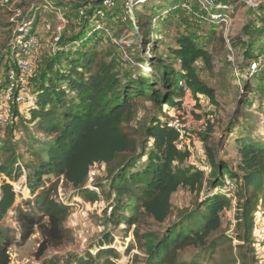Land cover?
Wrapping results in <instances>:
<instances>
[{"label":"trees","instance_id":"trees-1","mask_svg":"<svg viewBox=\"0 0 264 264\" xmlns=\"http://www.w3.org/2000/svg\"><path fill=\"white\" fill-rule=\"evenodd\" d=\"M43 1L33 9V15L43 12ZM103 1L77 0L70 4L84 24L82 32L62 35L56 50L43 56L40 68L29 82L30 106L25 121L44 135L43 140L33 139L30 155L34 161L28 164L24 174L26 188L35 199V212L28 215L14 207V189L2 180L0 224L8 212L13 211L24 230L23 240L35 227L38 229L42 237L40 253L51 244H57L62 238L57 219L49 213L52 193L60 180L73 189L82 188L90 168L98 164L105 165L110 173L108 189L113 198L109 220L116 228L137 222L134 217L126 216V212L163 225L171 215V196L179 188L194 190L205 184L207 193L216 192L193 211L181 214L174 223L142 234L139 242L146 256L144 264H186L179 260L184 249L206 247L210 236L221 228V213L230 204V194L223 192L225 177L236 185L233 195L240 193V237L249 243L255 229L252 214L264 200V139L259 142L236 139L238 162L235 167L223 161L213 162L206 179L200 170L183 166L189 154L177 149L179 135L167 127L166 120L173 117L169 116L170 111L175 112V117L179 116L185 90L193 97L201 95L214 100V90L200 80L196 66L198 62L209 65L210 56L194 33L185 31L174 39L173 46L162 41L152 42L151 54L137 58L140 70L133 73L124 68L125 60L120 53L112 56L113 51L97 46L106 33L95 31L93 26ZM218 1L226 6V0H214ZM113 2L112 8L103 9V25L107 15L117 10ZM53 6L52 1V9ZM134 9L135 6L127 13L122 3V10L128 16ZM88 24L91 31L86 37L84 30ZM108 41L118 50L117 44L109 38ZM139 53L144 51L139 48ZM257 64L259 70V61ZM9 66L11 64L7 68ZM140 100L149 102L160 116L146 121L137 138L124 127L132 119ZM164 112L168 117L163 116ZM20 113V106H12L7 125ZM7 163L13 164V159L10 157L8 162L0 164V175L16 182L18 176ZM38 213L47 216L48 222L38 221ZM9 246L6 232L0 229V264H9ZM102 247L92 259L100 256L109 259L114 255L110 249L102 251ZM252 259L257 264V257ZM102 264L115 263L104 260Z\"/></svg>","mask_w":264,"mask_h":264},{"label":"rangeland","instance_id":"rangeland-1","mask_svg":"<svg viewBox=\"0 0 264 264\" xmlns=\"http://www.w3.org/2000/svg\"><path fill=\"white\" fill-rule=\"evenodd\" d=\"M52 1L54 9L34 15V29L41 47L29 82L40 68L43 56L56 50L58 41L55 42L54 38L81 33L84 25L74 7H70L77 0ZM114 1L117 10L107 15L103 25L106 36L103 35V42L97 46L101 50L113 51L112 56L120 53V57L130 63L127 67L123 62L124 68L133 73L140 70L137 58L151 54L152 42L162 41L173 46L174 39L185 31L194 33L208 52L209 65L198 62L197 73L200 80L214 90L215 97L211 101L201 95L193 97L185 93L182 98L177 118L183 126L184 150L189 154L183 166L202 169L205 179L210 175L213 162L223 161L234 168L238 162L236 139L247 138L253 142L264 139V0H226V6L214 0H138L130 16L122 10L123 0ZM22 2L19 5L25 10L32 4L35 8L42 3L41 0ZM0 15L7 16L5 11ZM45 24L51 26V31L46 34L43 31ZM86 26L84 34L87 37L91 27L90 24ZM0 30V72H4L11 64L6 48L10 32L6 23H0ZM108 38L117 44L118 50L112 47ZM139 48L143 54L139 53ZM258 61L259 70L250 73L251 65ZM28 100L20 106L18 118L7 126L0 125V164L8 162L11 157L13 164L7 163V167L18 176L17 181L12 182L2 174L0 183L5 180L13 187L14 207L33 215L35 199L26 188L24 174L28 164L34 161L30 155L33 139L43 140L44 135L25 121L30 106ZM135 110L124 128L139 138L145 122L160 114L143 100L137 103ZM166 113H163L164 117H168ZM173 113L170 111L169 116H174ZM109 175L105 165L97 164L90 168L86 183L80 189L59 181L51 195L49 213L57 219L62 239L42 253L38 250L42 242L38 229L35 227L33 233L23 240L24 230L15 213L9 211L0 224L10 243L7 251L9 264H102L104 260L115 264H144L146 256L139 242L142 234L159 231L174 223L181 214L193 211L206 197L216 193H207L205 184L194 190L179 188L171 196V215L163 225L137 213L126 212V216L134 217L137 222L116 228L109 220L113 198L108 189ZM228 198L230 204L221 213L219 231L210 236L206 247L184 249L180 261L186 264H255L252 259L257 257L255 230L249 243L240 237V193L228 195ZM38 214V221L42 224L48 222L47 216ZM256 220L264 224V200L257 204L252 214L253 226ZM101 246L102 251L110 249L114 255L109 259L108 256L92 259Z\"/></svg>","mask_w":264,"mask_h":264},{"label":"built area","instance_id":"built-area-1","mask_svg":"<svg viewBox=\"0 0 264 264\" xmlns=\"http://www.w3.org/2000/svg\"><path fill=\"white\" fill-rule=\"evenodd\" d=\"M23 1V0H18ZM138 0H123L124 9L131 12ZM140 1V0H139ZM16 0H0V7L6 11L7 23L9 24V39L7 49L11 66L0 72V125L5 126L11 118L12 106L24 105L29 98V79L36 67V58L39 54L40 39L35 31V18L33 5L24 9ZM114 6L113 0H104L97 11V19L94 22L95 31H105L102 24L104 17L103 9H110ZM52 9V1L44 0L42 5L43 11ZM83 15V12H80ZM216 16H212L215 18ZM224 22L225 19H223ZM44 33L51 31V26H43ZM58 41V36L54 38ZM258 70V64L253 63L250 67V73ZM185 93H188L185 90ZM167 127L176 131L179 140L176 145L178 150L184 151L185 140L183 138V126L178 118L173 116L166 120ZM201 172L202 169H199ZM236 191V185L229 178L225 177L223 192L232 195ZM260 223V225H259ZM255 252L257 255V264H264V224L260 221L255 222Z\"/></svg>","mask_w":264,"mask_h":264},{"label":"crops","instance_id":"crops-1","mask_svg":"<svg viewBox=\"0 0 264 264\" xmlns=\"http://www.w3.org/2000/svg\"><path fill=\"white\" fill-rule=\"evenodd\" d=\"M18 2V0H16ZM18 3H21V1H19ZM22 3H25V0H23ZM33 5V4H32ZM5 10L3 8L0 7V12H4ZM6 12V11H5ZM0 23H7V16L4 15H0ZM1 31V30H0Z\"/></svg>","mask_w":264,"mask_h":264}]
</instances>
